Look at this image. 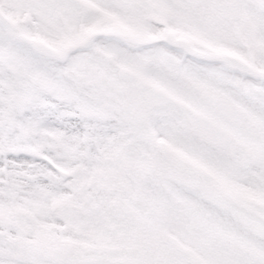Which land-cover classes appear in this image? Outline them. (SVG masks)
Masks as SVG:
<instances>
[{
	"label": "snow or ice",
	"instance_id": "1",
	"mask_svg": "<svg viewBox=\"0 0 264 264\" xmlns=\"http://www.w3.org/2000/svg\"><path fill=\"white\" fill-rule=\"evenodd\" d=\"M0 264H264V0H0Z\"/></svg>",
	"mask_w": 264,
	"mask_h": 264
}]
</instances>
